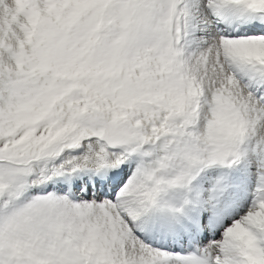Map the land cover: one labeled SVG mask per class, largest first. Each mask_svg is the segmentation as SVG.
<instances>
[{
	"label": "snow or ice",
	"instance_id": "1",
	"mask_svg": "<svg viewBox=\"0 0 264 264\" xmlns=\"http://www.w3.org/2000/svg\"><path fill=\"white\" fill-rule=\"evenodd\" d=\"M0 264H264V0H0Z\"/></svg>",
	"mask_w": 264,
	"mask_h": 264
}]
</instances>
